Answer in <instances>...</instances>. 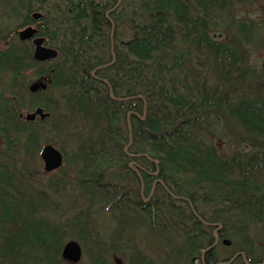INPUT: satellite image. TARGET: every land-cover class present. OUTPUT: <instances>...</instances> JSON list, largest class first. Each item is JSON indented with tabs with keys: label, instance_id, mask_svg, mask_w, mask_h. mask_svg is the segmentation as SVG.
Returning a JSON list of instances; mask_svg holds the SVG:
<instances>
[{
	"label": "trees",
	"instance_id": "16d2710c",
	"mask_svg": "<svg viewBox=\"0 0 264 264\" xmlns=\"http://www.w3.org/2000/svg\"><path fill=\"white\" fill-rule=\"evenodd\" d=\"M49 1L0 0V264H71L69 240L77 264H264V89L247 63L264 25L239 14L259 0ZM17 20L55 59L6 34ZM47 143L64 159L42 181Z\"/></svg>",
	"mask_w": 264,
	"mask_h": 264
},
{
	"label": "water",
	"instance_id": "95a60500",
	"mask_svg": "<svg viewBox=\"0 0 264 264\" xmlns=\"http://www.w3.org/2000/svg\"><path fill=\"white\" fill-rule=\"evenodd\" d=\"M42 14L39 12H33L31 19L33 21L40 22ZM38 30L35 27L27 26L16 32L17 37L20 41L31 40L33 46L32 58L36 62H46L55 59L57 50L52 47L44 45V37L37 36ZM46 88V81L38 80L31 83L28 87L29 91L34 93L36 91L44 90ZM48 116L44 113L42 108L38 107L33 112L24 113V119L26 121H33L37 117L39 120H44ZM39 157L43 164L44 173H51L62 166L63 154L52 144L42 145L39 151ZM82 257V249L78 242L75 240L67 241L61 250V258L72 264H76Z\"/></svg>",
	"mask_w": 264,
	"mask_h": 264
},
{
	"label": "rangeland",
	"instance_id": "374dc122",
	"mask_svg": "<svg viewBox=\"0 0 264 264\" xmlns=\"http://www.w3.org/2000/svg\"><path fill=\"white\" fill-rule=\"evenodd\" d=\"M54 1L55 0H50L46 6V9L49 10L50 12H52V10H53L52 5H53ZM259 2H260L259 3L260 6H258L257 8H254L253 10H249V8H246L245 10H240L241 12L239 14L241 15L243 13L245 16L253 17L254 19H256V21L258 23H260V24L262 23L264 25V0H262V1L259 0ZM39 12H42V11H39ZM19 21L20 20H17L12 26H10V27L8 26L5 30L6 34L14 33V32H16L17 29H20V28L25 26V25H23V26H20L19 28L14 29L13 28L14 25L19 23ZM247 63L249 65V67L253 70V72L255 74H258L261 77V80H260V82H261L260 86L261 87L260 88L264 89V38H263V43H261L260 45L255 46L254 48L250 49V52H249V55L247 58ZM215 140L216 141L214 144L217 147H220V149H222L223 151H229V150L233 149L232 147H228L226 145V142H224V139L220 138L219 136H217V138ZM36 173L38 176H40V179L42 181H44V176H47V174L46 175L44 174L42 162L40 163V166L38 165V167L36 168ZM71 188H69L67 190H62V189L59 190V193L57 194L56 199L60 200V201H64L63 196L66 192L69 193V191L72 190V193H75V190L73 188L72 189ZM86 262H87V259H85V261L83 260L80 264H86Z\"/></svg>",
	"mask_w": 264,
	"mask_h": 264
},
{
	"label": "bare ground",
	"instance_id": "6f19581e",
	"mask_svg": "<svg viewBox=\"0 0 264 264\" xmlns=\"http://www.w3.org/2000/svg\"><path fill=\"white\" fill-rule=\"evenodd\" d=\"M33 12H39V11H33ZM33 12H32V13H33ZM32 13H31V14H32ZM28 91H29V89H28ZM29 92H30V91H29ZM30 93H32V92H30ZM80 260H81V259H80ZM71 264H72V263H71ZM76 264H77V263H76Z\"/></svg>",
	"mask_w": 264,
	"mask_h": 264
},
{
	"label": "flooded vegetation",
	"instance_id": "af4514ba",
	"mask_svg": "<svg viewBox=\"0 0 264 264\" xmlns=\"http://www.w3.org/2000/svg\"><path fill=\"white\" fill-rule=\"evenodd\" d=\"M37 24V23H36Z\"/></svg>",
	"mask_w": 264,
	"mask_h": 264
}]
</instances>
